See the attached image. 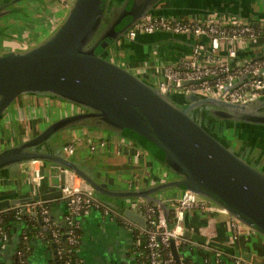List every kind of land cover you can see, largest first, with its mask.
I'll return each instance as SVG.
<instances>
[{"label": "water", "instance_id": "1", "mask_svg": "<svg viewBox=\"0 0 264 264\" xmlns=\"http://www.w3.org/2000/svg\"><path fill=\"white\" fill-rule=\"evenodd\" d=\"M16 1L21 0L1 2L0 17L12 12L10 6ZM164 1L133 0L128 8L130 0H74L47 38L26 49L0 52V118L24 94L50 95L90 109L59 118L35 136L1 150L0 179L10 177L22 163L39 160L78 175L98 197L152 203L162 202L160 192L190 190L264 236V171L191 115L192 109L207 107L221 120L264 125V96L233 103L194 93L163 94L139 74L107 58L111 46L126 38L127 32L147 14L160 10ZM127 17L130 19L123 24ZM176 97L190 103L187 107L178 105ZM71 127L97 128L118 136L128 130L137 136L136 143L144 145L169 174L178 177L134 188H114L98 179V172H90L85 166L88 161L67 157L53 144L51 140L57 132ZM43 146L54 151L42 150ZM62 196V191L56 190L3 198L0 211ZM125 215L148 226L144 217L130 208ZM183 237L234 251V247L208 240L186 224ZM171 248L176 263L181 264L175 240H171Z\"/></svg>", "mask_w": 264, "mask_h": 264}, {"label": "crops", "instance_id": "2", "mask_svg": "<svg viewBox=\"0 0 264 264\" xmlns=\"http://www.w3.org/2000/svg\"><path fill=\"white\" fill-rule=\"evenodd\" d=\"M41 9L20 3L15 11L16 20L10 19L7 23L11 30L14 28L10 36L20 37L22 45L31 42L30 36L33 29L41 22L48 21L49 18V16L45 18L36 15V12L38 13ZM159 9L155 14L202 20L236 17L249 20L256 27L264 25V0H166ZM57 16L49 19H53L56 24L61 18ZM198 42L207 43L209 37L198 38L193 34L168 32L140 34L137 39L122 44V46H119L118 41L114 46L113 53L121 59L127 57V60H121L124 62V66L148 82L156 84L163 78L164 66L176 64L191 57ZM236 46L238 48L237 62L264 56V45L259 38L241 39ZM226 48L228 46L224 41L221 53L223 56L227 52ZM82 128H85L84 131H77L80 133L79 137H74L72 140L78 149L74 159L80 162L92 163L93 160L98 162V167L102 166L105 169V172L97 174L98 179L107 181L114 188L145 186L151 184L153 180L163 179L160 175H153L150 163L141 159L143 158V149L137 147L136 142H125L118 135L108 134L109 136H106L99 130L91 133L92 129ZM105 137L108 138V141ZM96 138L105 140L109 144L112 143V145L110 144L108 149L97 147L95 151H92L91 143ZM10 141H13V137L6 140L4 136H0V149L2 144ZM79 147L86 148L83 151L79 150ZM138 151L140 156H137ZM18 168L20 172L14 170V174L10 177L0 179V199L29 197L56 191L59 190L56 185L64 182V175L60 173V183H54L52 177L50 178L49 171L57 167L43 161L25 162ZM58 170L61 172L60 168ZM37 172H39L38 180L36 179ZM93 194L96 199H100L103 206L95 207L89 214L82 215L77 219L80 223L76 242L77 264H141L136 238V233L140 231L141 225L125 215V210L130 208L142 216L139 212L140 201L129 199L128 201L111 202L98 197L96 193ZM181 194L182 190L172 189L168 190V193L163 192L159 195L167 216L172 211L175 212ZM46 201L52 204L51 217L62 221L69 211L67 200L62 196ZM105 207H108L110 211L107 212ZM234 222V217L219 210H190L185 221L190 229L206 236L208 240L220 241L234 247L233 252L224 251L208 244L188 240L192 245L194 260L199 263L207 260L208 264H237L236 260L242 257L254 264H264V237L243 224L239 225L240 231L237 234ZM37 228L38 226H30L27 219L9 220L8 239L1 249L3 258L7 262L10 261L21 235L38 230ZM39 231L32 237L27 263L53 264L52 259L55 252L44 240L43 233ZM202 253L209 254V257L203 259Z\"/></svg>", "mask_w": 264, "mask_h": 264}, {"label": "built area", "instance_id": "3", "mask_svg": "<svg viewBox=\"0 0 264 264\" xmlns=\"http://www.w3.org/2000/svg\"><path fill=\"white\" fill-rule=\"evenodd\" d=\"M62 4L69 7L74 0H60ZM157 32H168L172 34H193L196 37L207 36L209 42H198L194 53L188 59L176 64H166L163 68V78L156 84L163 94H199L204 96L220 97L233 103H245L253 99L264 96V56L249 61L237 62L238 48L237 42L241 39L262 40L264 45V25L256 27L251 21L243 18L225 17L224 19L205 18H177L176 16H165L149 13L137 22L126 34V39L133 41L140 34H153ZM228 48L223 56V43ZM225 50V51H226ZM110 144L105 140L96 138L91 143V150L97 147L108 149ZM78 149L72 141L65 143L63 153L67 157L77 155ZM121 153V152H119ZM140 156V152H137ZM39 160H34L37 162ZM64 175V182L56 185L62 191L63 197L67 200L69 211L67 220L70 225L79 228L77 220L82 215L89 214L93 208L102 207L100 199H96L93 189L78 175L66 168H60ZM37 172L36 179L39 178ZM139 187V186H136ZM133 188V187H132ZM138 200V199H137ZM139 212L145 219L148 226H142L140 232L148 233L147 247L150 250L151 264H164L160 259L158 249L161 245H171V240H175L179 245L185 229L187 213L193 209L219 210L227 213L225 209L217 206L190 190H182L175 209V221L170 224L166 210L162 202H146L139 200ZM109 212V208L105 207ZM13 211L16 220H22L24 215L40 212L44 216V222L50 223L49 209L43 200L29 202L17 206H12L0 211ZM3 218L0 217V225ZM242 224L235 219L234 227L236 233L240 231ZM152 227L149 231L147 228ZM70 242L76 244L77 238L74 230L69 232ZM58 237V233H54ZM237 237V235H236ZM7 240L6 235L0 237V249ZM138 245L141 240L137 238ZM22 258L23 253H20ZM237 264H252L245 258H238ZM69 264V261L67 262ZM199 264H208L207 260Z\"/></svg>", "mask_w": 264, "mask_h": 264}, {"label": "rangeland", "instance_id": "4", "mask_svg": "<svg viewBox=\"0 0 264 264\" xmlns=\"http://www.w3.org/2000/svg\"><path fill=\"white\" fill-rule=\"evenodd\" d=\"M21 2L22 4H27L30 7L36 6V8H42L41 10H39L38 13L36 12V15L38 14L40 17L44 16L46 18L49 16V18H52V17L59 15L61 18L60 20H58L56 24L53 19H49V18H48V21L45 20L41 22L40 25H37L33 29V32L30 36L31 42H29L26 45H22L21 44L22 39H20V37L10 36L14 28L11 30V27L7 25L10 19L16 20L17 15L12 11L13 13L10 12L8 15L0 17V52L4 49H12V50L26 49L35 44H38L39 42L47 38L57 28V26L61 23V20L68 13L72 5L71 3L69 7H66L64 4L60 3L59 0H22L19 3ZM14 42H17V43H14ZM119 43H120L119 46H122V44L129 43V41L126 38H122L119 41ZM113 49H114V46H111L110 50L108 51L107 58L112 59L113 61L118 62L121 65H124V62L121 60L122 59L127 60V57H122L121 59L120 57L115 56L113 53ZM115 49H118V48L115 47ZM152 82H155V80L154 81L152 80ZM199 94L201 95V93ZM77 110H78L77 107L73 106L72 103L62 100V99L51 97L50 95L24 94L20 96L9 106L5 115L2 116L3 118H0L1 120L0 121V136H4L6 140L13 137V141H10L6 144H2L0 150L6 147H10L11 145H15L18 142L26 140L40 133L43 129H45L53 121L59 118L65 117L67 115L74 114L75 111ZM84 129L82 127H71L68 129L61 130L52 137L51 141L53 142L55 146L58 147L59 151L62 152L65 143L72 141L74 137H79L78 136V134H80L78 133L79 130L80 132L81 131L83 132ZM98 130L101 133L106 134V136L116 135L111 131L101 130V129H98ZM94 131L95 129L90 130L91 133ZM231 134H234V133H227L228 136H232ZM119 137L125 140V142L129 141L130 143L134 141L136 142V139H137V136L133 135V133H131L128 130H125V133H123ZM247 137L248 136H244L243 138L246 139ZM106 140L108 141V138H106ZM110 144L112 145V143ZM137 145H138L137 147L143 149V155H142L143 158L141 159L142 160L145 159L147 160V163L148 162L150 163V169L152 170L153 175L164 176L163 179H165L166 177H168L169 179L173 177L172 174H169L167 172L166 168H164L163 166L160 167L161 162L159 161V159L157 158L155 154H153L150 150L146 149L144 145L139 144V143H137ZM260 146H263V144H261ZM85 148L86 147H82L79 150L84 151ZM85 166L91 169L92 171L90 170L89 171L93 172V174H97V172L98 173L105 172V169L102 166L98 167V169H95L93 167V166H96V167L98 166V162H95L94 160L92 161V163H87ZM17 172H20L19 168H17ZM60 173L61 172H59L58 168H53L52 170L49 171L50 178L52 177L53 182L56 184L60 183L61 181ZM163 192L168 193V190L163 191ZM162 193L160 192L159 195H161ZM100 197L103 198L104 200L111 201V202L118 201L111 197H106L102 195H100ZM126 200L128 201L129 199H126ZM130 200H134V199H130ZM259 235L261 234L259 233ZM262 236L263 235H261V237Z\"/></svg>", "mask_w": 264, "mask_h": 264}, {"label": "trees", "instance_id": "5", "mask_svg": "<svg viewBox=\"0 0 264 264\" xmlns=\"http://www.w3.org/2000/svg\"><path fill=\"white\" fill-rule=\"evenodd\" d=\"M217 134V133H214ZM223 134V133H222ZM218 135V134H217ZM220 136V135H219ZM224 136H226L224 134ZM223 136V137H224ZM227 138V137H225ZM59 151V150H58ZM150 203V202H149ZM45 206L49 209V217H50V223L44 222V216L38 212L36 214H26L24 215L23 219H27L29 221L30 226H38L39 232L43 233L44 240L49 244L50 248L55 252L53 257V264H67L69 261V264H77V243L72 244L70 242V234L69 232L71 230H74V234H76V238H78L79 230L80 228H76L72 225H70V222L67 220V214L64 216L62 221H57L54 218L51 217V211H52V204L48 201H44ZM0 217L3 218V221L0 225V237H3L6 235L8 239V228H9V220L14 218V212L13 211H6L2 214H0ZM168 220L170 221V224H173L175 221V212L172 211L168 215ZM152 227L147 228V231H149ZM38 230H32L27 232V234H22L18 245L15 249V253L10 261H6L1 253L0 249V264H28L27 258L28 254L31 248V242L33 235L37 234ZM54 233H58V237L54 235ZM136 238H139L141 240L140 245H138V251H140V263L141 264H151L150 261V250L147 247L148 244V233L147 232H137ZM191 242L188 240H182L179 245H176L181 264H199V262L195 261L192 254V247ZM161 256L160 259L164 264H177L176 260L173 256V251L171 248V245L165 246L161 245V247L158 249ZM20 253H23V256L21 258ZM209 257V254L202 253V258L207 259ZM254 264V263H252Z\"/></svg>", "mask_w": 264, "mask_h": 264}, {"label": "flooded vegetation", "instance_id": "6", "mask_svg": "<svg viewBox=\"0 0 264 264\" xmlns=\"http://www.w3.org/2000/svg\"><path fill=\"white\" fill-rule=\"evenodd\" d=\"M3 1L9 2L12 0H0V3ZM19 2L20 1L13 2V4L10 6V8L12 9L14 13L16 11V8L20 4ZM132 2L133 0H130V3L128 4V8H130V6L132 5ZM128 19L130 18L127 17L123 21V24H126ZM174 100L176 103H178V105H182L184 107H187V105L190 103L189 100H185L181 97H176ZM72 105L76 106L78 109L77 111H75V113H80V112L90 110L87 108L79 107L78 105H75V104H72ZM208 109L209 108L207 107L194 108L191 110V115L201 125L206 127L211 133H217L218 135H220L221 138H224V141H226V143H228V145L232 147L236 152L243 154L244 158L248 162H250L252 165L257 166L258 168L264 171V125H259V124L255 125V124H249L245 122H233V121H228V120H221V119L215 118L209 112ZM92 129H95L98 131L97 128H92ZM227 133H234V134H231L232 136H228ZM224 134L226 136H224ZM244 136H248V137L244 139L243 138ZM24 141L25 140L18 142L17 144L22 143ZM261 144H263V146H260ZM12 146L14 145H11L10 147ZM6 148H9V147H6ZM6 148H3V149H6ZM41 149L45 151H54V150H50L47 146H43ZM173 177L177 178L178 176L173 174Z\"/></svg>", "mask_w": 264, "mask_h": 264}]
</instances>
